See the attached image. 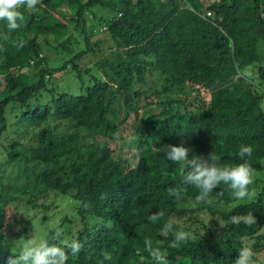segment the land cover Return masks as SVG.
<instances>
[{"label":"trees","instance_id":"obj_1","mask_svg":"<svg viewBox=\"0 0 264 264\" xmlns=\"http://www.w3.org/2000/svg\"><path fill=\"white\" fill-rule=\"evenodd\" d=\"M19 11L15 31L0 21V264L33 233L67 264H155L148 241L165 264H233L241 247L264 264V179L234 207L223 184L198 200L161 152L183 144L264 177V0H38ZM121 128L133 130L128 157L109 146ZM49 195L69 202L56 229ZM249 212L254 225L231 222Z\"/></svg>","mask_w":264,"mask_h":264},{"label":"clouds","instance_id":"obj_2","mask_svg":"<svg viewBox=\"0 0 264 264\" xmlns=\"http://www.w3.org/2000/svg\"><path fill=\"white\" fill-rule=\"evenodd\" d=\"M37 2L38 0H0V21L6 22L9 31H15L19 27L18 21L22 19L19 9L21 7L33 9ZM156 83L159 82L156 81ZM161 152L164 153L163 158L167 161L182 165V183L198 190V200H204L212 193L213 189L221 184L227 185L237 200L245 199L249 194L248 188L252 183L253 169L247 161L236 165H225L220 163L212 154L207 159L203 156L193 155L191 150L184 147L183 144L162 146ZM239 155L250 157L252 155L251 146L242 144ZM170 194L179 198L175 189L170 190ZM157 215L152 214L149 219L155 222ZM231 222L237 225L241 223L254 225L256 221L252 212H249L247 215H233ZM164 230L171 231L172 224H167ZM185 239L186 233L178 232L170 247H177ZM81 248L82 245L79 242H74L70 246L71 255L78 254ZM146 248L155 264H165L166 257L160 249L151 248V241H148ZM253 256L254 252L251 248L241 247L233 264H255ZM109 258L107 255L104 257V259ZM67 262L68 256L62 247L50 245L47 241L33 242L28 239L23 245V250L15 259H10L8 264H67Z\"/></svg>","mask_w":264,"mask_h":264},{"label":"rangeland","instance_id":"obj_3","mask_svg":"<svg viewBox=\"0 0 264 264\" xmlns=\"http://www.w3.org/2000/svg\"><path fill=\"white\" fill-rule=\"evenodd\" d=\"M149 82H152L153 86H154V84L157 85V83L154 79H149ZM68 91H70V90H68ZM70 92H72V91H70ZM72 93H75V92H72ZM193 97H195V95H192V97H190L189 99L183 98V100L185 101V105L189 106L190 108H192L194 106ZM202 98H206V97L203 95ZM147 99L151 100V97H149ZM157 103H158V100H157ZM262 104L264 105V101ZM152 108H154V109H152V111L159 112V110H160V108L157 106V104L152 106ZM143 111L144 110L141 111V114ZM131 129L127 130V128H121L120 133L114 134V138L112 140H110L109 146L111 149L114 150L115 154L120 155L122 157H128L129 155H131L133 153V151H134V145L132 142V137H133L132 131L133 130H131ZM257 177H258V174H257ZM257 177H254V175H252V181H254V180L259 181L257 185H258V188L260 189L261 188L260 181L263 180L264 177H262V176H260L258 178ZM251 189L254 190L255 188L252 187ZM48 198L49 199L46 200L45 204H47L49 206H53L55 203H58V205H59L58 209L55 211H52L50 216L47 219L48 228H51V229L55 228L56 229L59 227L61 219L67 213H69V202L67 199L59 201V197L57 199H55L53 196H50ZM252 198L253 197H250V195H248L245 199H243V201H245V200L250 201ZM60 199H62V198L60 197ZM239 201H242V200H238L237 203H235L232 207L236 206L238 203H241ZM28 210H29V208L26 205H24L23 208H20V211L22 213H25V211H28ZM38 217H41V216L38 215ZM45 228H47V227L45 226ZM21 237L23 238L24 234H21ZM29 239L32 240L33 242H39V237L34 233L32 235L29 234Z\"/></svg>","mask_w":264,"mask_h":264}]
</instances>
